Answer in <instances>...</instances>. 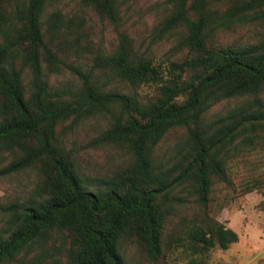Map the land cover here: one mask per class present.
Masks as SVG:
<instances>
[{
  "label": "trees",
  "instance_id": "16d2710c",
  "mask_svg": "<svg viewBox=\"0 0 264 264\" xmlns=\"http://www.w3.org/2000/svg\"><path fill=\"white\" fill-rule=\"evenodd\" d=\"M134 2L0 0V177L34 174L0 202V264L35 244L40 261L55 237L57 264H127L126 242L155 262L186 197L199 208L182 230L187 264L238 240L210 214V194L231 183L232 157L264 150V0L156 1L149 42L129 32ZM93 15L115 33L108 48L93 40ZM86 124L96 134L85 147L125 152L107 174L87 175L67 146ZM250 180L245 190L264 196V176Z\"/></svg>",
  "mask_w": 264,
  "mask_h": 264
},
{
  "label": "rangeland",
  "instance_id": "374dc122",
  "mask_svg": "<svg viewBox=\"0 0 264 264\" xmlns=\"http://www.w3.org/2000/svg\"><path fill=\"white\" fill-rule=\"evenodd\" d=\"M159 0H135L130 11H128V22L130 34L138 40L142 38L149 42L147 33L152 27L156 11L151 12L149 5ZM96 22L93 40L108 48L115 41V33L112 27L105 25L93 15ZM91 22L89 21L88 24ZM160 54L161 51H156ZM70 60H74L71 56ZM71 75L66 72L60 76H53L52 81L68 82ZM144 92H150L144 87ZM67 123V122H66ZM182 131L168 136L159 146L161 155L169 154L174 147L176 137ZM96 134L94 126L86 124L76 132H70L67 137V146L78 150L77 159L81 169L89 176H101L121 165L125 158V152L115 146H104L99 148H87L85 144ZM230 184H215L210 202V214L225 226L231 228L238 234V240L229 244L228 248H211L205 255V264H264V209L260 203L264 196L259 189L245 190V184L250 182L253 176H264V150H256L232 157L229 161ZM34 174L32 172L12 174L0 177V202H6L21 195L32 187ZM178 196L184 193L178 192ZM186 197V196H185ZM188 200L179 210L170 217L165 227L164 251L157 261L150 260L136 244L126 242L123 247V255L127 264H187L191 253L185 249L186 240L182 230L190 223L193 214H197L199 208L193 197ZM185 223L182 224V221ZM1 223V220H0ZM48 245V246H47ZM40 261H35V255L39 253L40 247L36 244L20 255L16 261L9 264H57L60 260L65 244L62 239L55 237L46 244ZM201 257L200 255H196Z\"/></svg>",
  "mask_w": 264,
  "mask_h": 264
}]
</instances>
